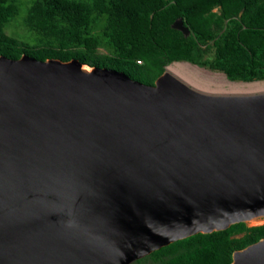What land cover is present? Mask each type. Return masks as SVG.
Returning a JSON list of instances; mask_svg holds the SVG:
<instances>
[{
  "label": "water",
  "instance_id": "1",
  "mask_svg": "<svg viewBox=\"0 0 264 264\" xmlns=\"http://www.w3.org/2000/svg\"><path fill=\"white\" fill-rule=\"evenodd\" d=\"M166 72L0 55V264H132L264 218V92ZM232 264H264V237Z\"/></svg>",
  "mask_w": 264,
  "mask_h": 264
},
{
  "label": "trees",
  "instance_id": "2",
  "mask_svg": "<svg viewBox=\"0 0 264 264\" xmlns=\"http://www.w3.org/2000/svg\"><path fill=\"white\" fill-rule=\"evenodd\" d=\"M19 10L0 0V55L79 59L149 85L173 62L264 80V0H33L18 37L6 27ZM178 19L186 35L173 27ZM140 60V62H138ZM264 237V223L232 224L179 239L135 264H232L236 250Z\"/></svg>",
  "mask_w": 264,
  "mask_h": 264
},
{
  "label": "rangeland",
  "instance_id": "3",
  "mask_svg": "<svg viewBox=\"0 0 264 264\" xmlns=\"http://www.w3.org/2000/svg\"><path fill=\"white\" fill-rule=\"evenodd\" d=\"M32 1L33 0H15V2H17L18 5H19V10H18L17 15L13 19H11L9 21V23L7 24V27H6L7 33L15 35V36H18V37H22V36H24V34L27 33V29L25 27L24 20H25V17L27 15V13H28V9H29L30 5L32 4ZM176 63H187V64H190L191 66H193V67L195 66L196 68H198L199 70H201L205 74H208V75H211V76H215L218 79L226 80L228 82L239 83V84L240 83L241 84L251 83V82H243V81H231V80L228 79L227 75L224 72H222V71L212 70V69L205 68V67H199V66H197L195 64H192V63L186 62V61L173 62L170 65H173V64H176ZM170 65L167 66L166 70H168V67ZM181 80H183V79H181ZM252 82H264V80L252 81ZM185 83H187L188 85H190L194 89H196V90H198L200 92H203V93H207V94H212V95H233L234 94V92H231L229 90L228 91L220 90L215 85H206V84H202V83L191 82L189 80H185ZM227 87H228V85L226 86V88ZM263 90L262 91L261 90L260 91H254V92L252 91L253 93L252 92H250V93L251 94H258V93L264 92ZM250 93L248 92V93H244V94L248 95ZM238 94H240V93H238ZM259 219H260L261 222H256V221H254V222H256V224L264 223V218H259ZM254 222L247 223V224L248 225L255 224ZM136 261H134L132 264H135Z\"/></svg>",
  "mask_w": 264,
  "mask_h": 264
},
{
  "label": "bare ground",
  "instance_id": "4",
  "mask_svg": "<svg viewBox=\"0 0 264 264\" xmlns=\"http://www.w3.org/2000/svg\"><path fill=\"white\" fill-rule=\"evenodd\" d=\"M166 77H179V79L181 78L184 80H182L183 82H185V80H189L191 82L202 83L206 85H215L220 90H229L231 92H234L233 95H246L244 93H250L252 91L254 92L260 90L262 91L264 89V82H251L246 84L228 82L226 80L218 79L215 76L205 74L195 66L193 67L187 63H176L170 65L166 72ZM227 85L228 87L226 88ZM254 221L261 222L260 219H254L248 221V223ZM256 222L254 223L256 224Z\"/></svg>",
  "mask_w": 264,
  "mask_h": 264
},
{
  "label": "built area",
  "instance_id": "5",
  "mask_svg": "<svg viewBox=\"0 0 264 264\" xmlns=\"http://www.w3.org/2000/svg\"><path fill=\"white\" fill-rule=\"evenodd\" d=\"M138 62H140V60Z\"/></svg>",
  "mask_w": 264,
  "mask_h": 264
}]
</instances>
